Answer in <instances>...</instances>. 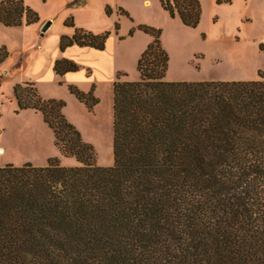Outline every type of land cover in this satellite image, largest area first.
<instances>
[{"label": "trees", "instance_id": "obj_1", "mask_svg": "<svg viewBox=\"0 0 264 264\" xmlns=\"http://www.w3.org/2000/svg\"><path fill=\"white\" fill-rule=\"evenodd\" d=\"M160 4L199 26V0ZM38 20L23 0L0 3L6 27ZM139 29L152 42L138 61L140 80L114 84L112 167L97 165L63 101H44L31 83L14 88L19 110L40 112L61 154L79 165L51 158L44 167H0V264H264V74L169 82L162 30ZM108 37L76 28L60 50L102 51ZM8 57L0 47V65ZM78 70L67 59L54 65L59 76ZM70 91L89 109L97 104Z\"/></svg>", "mask_w": 264, "mask_h": 264}, {"label": "rangeland", "instance_id": "obj_2", "mask_svg": "<svg viewBox=\"0 0 264 264\" xmlns=\"http://www.w3.org/2000/svg\"><path fill=\"white\" fill-rule=\"evenodd\" d=\"M23 1L37 13L38 22L20 27L0 24V47L9 52L0 65V167L28 163L44 167L51 158H57L64 167L79 165L74 157L61 154L40 112L19 110L14 88L26 83L34 84L44 101H63V115L93 147L97 165L113 166L114 84L140 80L137 66L145 50L140 51L152 42V37L139 29L141 25L162 30V45L169 55V82H194L202 77L259 80L264 74V0L247 4L234 0L233 7L202 0V23L196 29L171 19L160 0ZM244 17L251 18L250 28L232 39L233 28L241 27ZM71 19L74 27L67 25ZM48 22L51 26L42 35V27ZM76 28L95 35L109 33L105 49H75L70 61L79 70L59 76L54 65L65 59L62 54L67 50H60L61 37L74 34ZM202 34L208 36L206 40ZM71 87L86 95L91 93L97 104L89 109L71 93Z\"/></svg>", "mask_w": 264, "mask_h": 264}, {"label": "crops", "instance_id": "obj_3", "mask_svg": "<svg viewBox=\"0 0 264 264\" xmlns=\"http://www.w3.org/2000/svg\"><path fill=\"white\" fill-rule=\"evenodd\" d=\"M200 1V4H201V7H202V16H203V4H202V0H199ZM218 1L219 0H215V4L217 5V6H225V5H227V6H229V7H233L235 4V2H234V0H230V2H228V3H225V2H223V3H218ZM250 0H245L244 1V3L245 4H247L248 2H249ZM88 3H86V5H87ZM86 5H85V7H86ZM84 8V7H83ZM168 16H169V14L166 12V11H164ZM170 17V16H169ZM171 18V17H170ZM172 19V18H171ZM174 20H176V21H179L180 23H181V21H180V19L177 17V18H175ZM201 20H202V17H201ZM251 22H252V20H251V18H248V17H244V18H242L241 19V27H239V26H235L234 28H233V37H232V39L236 36V35H238V36H240L241 37V35H242V31L243 32H246L247 33V31H248V29L250 28V24H251ZM201 23H202V21H201ZM182 24V23H181ZM183 25V24H182ZM217 25V18H215L214 19V24H213V26L215 27ZM199 26H200V24H199ZM66 36H69V37H71V36H73V33H68ZM202 36H205V40H206V38L208 37V36H206L205 34H202ZM243 36H245V33H243ZM205 40H202V41H205ZM83 48V47H82ZM85 48H87V47H84V49ZM147 48V46L146 47H144V49H142V51H140V52H143L145 49ZM75 49H81V47H79V46H72V47H69L63 54H62V57L63 58H65V59H68V60H71V53H74V52H76V50ZM68 74H71V73H67L66 75H68ZM66 75H64V76H66ZM224 80H228V79H224ZM246 80H248V81H254L255 79L254 78H251V79H249V78H239V79H230L229 81H246ZM204 81H217V80H209V79H206V78H204V77H202L201 79H199V81H194V82H204Z\"/></svg>", "mask_w": 264, "mask_h": 264}, {"label": "water", "instance_id": "obj_4", "mask_svg": "<svg viewBox=\"0 0 264 264\" xmlns=\"http://www.w3.org/2000/svg\"><path fill=\"white\" fill-rule=\"evenodd\" d=\"M50 26H51V22H48V23L43 25V27H42V35H44V33L49 29Z\"/></svg>", "mask_w": 264, "mask_h": 264}]
</instances>
